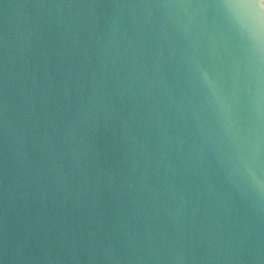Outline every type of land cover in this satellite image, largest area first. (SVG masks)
<instances>
[{
  "label": "water",
  "instance_id": "1",
  "mask_svg": "<svg viewBox=\"0 0 264 264\" xmlns=\"http://www.w3.org/2000/svg\"><path fill=\"white\" fill-rule=\"evenodd\" d=\"M0 264H264V0H0Z\"/></svg>",
  "mask_w": 264,
  "mask_h": 264
}]
</instances>
